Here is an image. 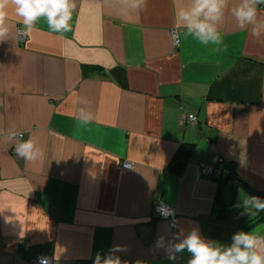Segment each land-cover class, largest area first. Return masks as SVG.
I'll return each instance as SVG.
<instances>
[{
  "label": "crops",
  "instance_id": "crops-1",
  "mask_svg": "<svg viewBox=\"0 0 264 264\" xmlns=\"http://www.w3.org/2000/svg\"><path fill=\"white\" fill-rule=\"evenodd\" d=\"M75 2L71 30L54 33L43 18L25 29L0 0V264H93L115 246L123 264H189L172 246L193 229L225 247L239 231L264 237V211L243 214L244 199H264V42L229 9L225 50L185 38L173 11L188 0H144L127 17L124 0ZM30 136L43 149L31 162L11 153ZM160 204L173 208L177 237Z\"/></svg>",
  "mask_w": 264,
  "mask_h": 264
},
{
  "label": "clouds",
  "instance_id": "clouds-1",
  "mask_svg": "<svg viewBox=\"0 0 264 264\" xmlns=\"http://www.w3.org/2000/svg\"><path fill=\"white\" fill-rule=\"evenodd\" d=\"M14 13L22 19L25 29H32L43 18L50 31L65 33L71 30L70 21L76 9L75 0H11ZM233 6L229 8V5ZM258 4L264 0H188L185 6L173 11L174 23L184 29L183 36L191 37L202 45H215V51L225 50L224 33L221 31L225 9H229L237 21V26L246 29L258 42H264V15L258 14ZM144 6V0H124L120 9L121 16L139 13ZM4 7V6H0ZM4 12L0 11V36L6 34ZM90 117L83 119L88 122ZM15 136V133L12 134ZM16 154L26 161H37L43 157L42 147H38L30 136L15 144ZM251 205L258 213L264 211V199L250 196L243 200L246 212ZM237 207H240L238 204ZM170 214V213H169ZM175 224V221H173ZM187 249L191 253L189 264H264V237L250 232L239 231L233 234L230 246L216 245L201 238L199 232L193 229L181 242L172 246V252L180 253ZM124 249L115 246L107 253L97 252L93 264H123L116 253ZM171 256V254H170Z\"/></svg>",
  "mask_w": 264,
  "mask_h": 264
},
{
  "label": "built area",
  "instance_id": "built-area-1",
  "mask_svg": "<svg viewBox=\"0 0 264 264\" xmlns=\"http://www.w3.org/2000/svg\"><path fill=\"white\" fill-rule=\"evenodd\" d=\"M17 41L20 45L24 44L25 41L27 40V31L23 28L18 27L17 28ZM170 36H171V43L173 46V49H178L180 46V37H179V33L177 29H171L170 30ZM185 122H189V123H195L196 122V116L193 114H187L184 117ZM11 153L14 155H17L15 152V147L13 146L11 149ZM221 162V160H219ZM215 159L209 163V164H204V163H200L199 166V171L200 174L206 177H211L213 175V173L215 172L217 165L219 164ZM223 164V161L222 163ZM129 164L128 163H124L123 167H128ZM156 210L158 211V213L160 214V216L164 219L167 220V223L169 224V226L173 229L175 236L177 237V231L179 228V222L178 219L175 218L174 216V210L172 207L166 205V204H160L156 206ZM170 213V214H169ZM173 221H175V224H173ZM33 264H52V261L49 257H36L33 260Z\"/></svg>",
  "mask_w": 264,
  "mask_h": 264
},
{
  "label": "trees",
  "instance_id": "trees-1",
  "mask_svg": "<svg viewBox=\"0 0 264 264\" xmlns=\"http://www.w3.org/2000/svg\"><path fill=\"white\" fill-rule=\"evenodd\" d=\"M212 93V92H211ZM181 149V152H182V156L186 154L187 152V146H181V148H179V150ZM176 168L174 169H180V167L176 166ZM221 171L224 172L226 175V178L227 179H230L231 181H233L234 185H238L239 183L241 184V180L238 178V176L235 174L234 172V169L232 167V165L230 163H224L221 165ZM78 264H88L87 262L85 261H81L80 263Z\"/></svg>",
  "mask_w": 264,
  "mask_h": 264
}]
</instances>
